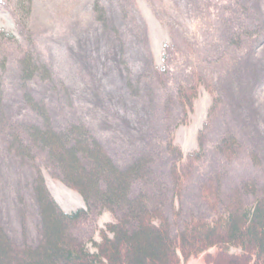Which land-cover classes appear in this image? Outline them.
I'll use <instances>...</instances> for the list:
<instances>
[{
	"label": "rangeland",
	"instance_id": "rangeland-1",
	"mask_svg": "<svg viewBox=\"0 0 264 264\" xmlns=\"http://www.w3.org/2000/svg\"><path fill=\"white\" fill-rule=\"evenodd\" d=\"M223 1L0 0V86L8 96L9 114L18 121L39 122L20 103L18 91V60L30 44L42 62L51 67L52 75L66 79L69 84L73 108L70 112L62 107L63 100H68L65 93L56 95L50 85L37 80L29 84L36 99L44 96L50 103L53 126L64 124L69 118H84L119 165L135 154L151 152L158 180L165 183L167 130L174 127L173 143L185 157L197 148L198 130L208 123L202 139L204 156L195 162L181 191L179 203L184 211H200L204 207L198 186L209 170L221 172L224 194L243 180H253L261 186L264 184V38L255 44L251 56L242 55L237 63L236 55L241 53L225 45ZM257 3L264 13V0ZM95 4L105 14L106 23L122 36L118 43L121 47L123 44L124 52L117 54L120 56L112 51V36L111 41L102 38L103 24L95 20ZM8 35H13V39H8ZM165 43L170 44L167 48L170 51L164 48ZM93 45L95 48L89 49ZM79 49L86 56L93 54L90 59L96 62L91 63L92 67L80 60ZM106 53L110 54L103 58ZM164 53L168 75L163 85H157L151 66H161ZM193 69L201 71L222 96L220 107L209 120L207 112L212 95L203 87H199L191 108L188 111L185 108L183 121L177 106L167 110L164 106L168 96H174L175 85ZM251 98L254 105L249 103ZM225 130L233 131L241 141L238 154L228 161L213 148ZM2 138L0 226L14 244H32L38 237L39 221L27 185L31 174L7 153ZM250 152L255 154L257 163L250 159ZM41 172L50 196L61 210L70 212L84 206L78 192L54 177L52 170L44 168ZM112 220V215L105 211L92 222L90 219L79 222L73 232L99 240L96 228ZM205 257L190 258L182 264H208Z\"/></svg>",
	"mask_w": 264,
	"mask_h": 264
},
{
	"label": "trees",
	"instance_id": "trees-1",
	"mask_svg": "<svg viewBox=\"0 0 264 264\" xmlns=\"http://www.w3.org/2000/svg\"><path fill=\"white\" fill-rule=\"evenodd\" d=\"M94 10L95 20L103 24L102 38L111 41L112 36V51L120 56L117 54L124 52L123 44L121 47L118 43L122 36L106 23L97 4ZM221 10L225 45L241 53L235 54L238 63L242 55L251 56L255 44L264 38V13L257 0H225ZM143 34L146 42V33ZM7 38L12 40L13 35ZM169 46L164 44L165 49ZM94 48L93 45L89 49ZM79 50L80 60L92 67L91 63L96 62L90 59L93 54L86 56L83 49ZM173 50L177 51L175 46ZM108 54L102 55L103 58ZM162 58L161 66H151L157 85H163L168 75L166 53ZM18 65L20 103L39 122L14 119L7 107L8 96L0 86V136L7 153L30 171L27 185L37 210L38 237L32 244L16 245L0 226V264H182L200 255L206 256L208 264H264V184L258 186L253 180H243L224 194L221 172L209 170L198 186L204 207L200 211H184L179 203L192 167L204 156L202 139L207 122L198 130L197 148L185 157L173 143L174 127L167 130L164 141L167 181L161 183L151 152L135 154L119 165L84 118L72 117L53 126L50 103L44 96L36 99L29 84L37 80L50 85L56 95L65 93L69 101L63 100L62 107L70 112L73 108L68 81L54 77L51 67L42 62L30 44L23 49ZM199 87L212 95L209 120L220 107L222 96L197 69L175 85L174 96L169 95L164 104L166 110L177 106L183 121L185 108L187 111L191 108ZM249 103L254 105L252 98ZM213 148L228 161L238 154L241 141L233 131L225 130ZM249 157L257 163L255 154L250 152ZM44 168L52 170L54 177L78 192L84 206L70 212L61 210L45 185L41 172ZM247 198L249 201L245 202ZM105 211L113 220L96 228L99 240L73 232L79 222L88 219L92 222Z\"/></svg>",
	"mask_w": 264,
	"mask_h": 264
}]
</instances>
